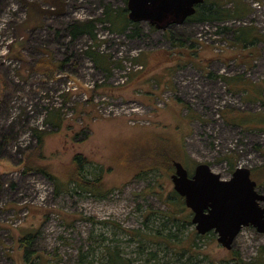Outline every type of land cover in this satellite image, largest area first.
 Returning a JSON list of instances; mask_svg holds the SVG:
<instances>
[{"label": "rangeland", "instance_id": "rangeland-1", "mask_svg": "<svg viewBox=\"0 0 264 264\" xmlns=\"http://www.w3.org/2000/svg\"><path fill=\"white\" fill-rule=\"evenodd\" d=\"M127 1L65 0L55 15L48 0H0V264H264L252 227L231 251L198 235L171 180L176 146L190 176L246 168L264 195V0H219L240 9L220 22H138L133 38L131 20L123 33L105 21L129 17ZM91 20L99 47L70 34ZM42 59L59 66L52 78L32 71ZM76 156L95 194L69 184Z\"/></svg>", "mask_w": 264, "mask_h": 264}, {"label": "water", "instance_id": "water-1", "mask_svg": "<svg viewBox=\"0 0 264 264\" xmlns=\"http://www.w3.org/2000/svg\"><path fill=\"white\" fill-rule=\"evenodd\" d=\"M204 3L205 0H129V18L135 23H161L166 16L173 15L172 24H184ZM173 166L174 191L191 210L198 235L215 232L218 243L230 251L244 228L252 227L264 234V195L258 193L249 169L238 168L225 181L207 164H199L192 176L183 164L174 162Z\"/></svg>", "mask_w": 264, "mask_h": 264}, {"label": "trees", "instance_id": "trees-1", "mask_svg": "<svg viewBox=\"0 0 264 264\" xmlns=\"http://www.w3.org/2000/svg\"><path fill=\"white\" fill-rule=\"evenodd\" d=\"M128 2L129 1H127V4H128ZM48 3L50 4L51 7L54 8L55 15H62L65 12V7H66L65 6V0H48ZM223 5H227V2L225 3V1H224V4H223V2H219V0H211V1L207 0V1H205V3L203 5H201L199 7V9L197 10V13L195 15V21L196 22H206V21L207 22H209V21H214V22L219 21L220 22V21H224L226 19L238 18L237 14H236L240 10L238 8V6H234V10L233 11L232 10H227V12L228 13L230 12V14H225L226 11L222 10V6ZM28 6L30 8L29 12L31 11L32 13H34L33 17H32L31 12L29 14V17L32 19V21H34V22L37 21V20H35L37 18V13L35 12V9L41 11V12L38 13L39 16H42V17L44 16L43 15L44 11L42 12V10L38 7L37 4L33 5L34 7L31 6V4H28ZM127 10L128 9H124L125 12H127ZM108 16H109V18H106L105 21L111 22V24H109V25H113V27L116 26L117 23H118V22H116V20L117 21L119 20L120 24L124 25L123 28H120V29H123V30H119L118 31L119 33H123L124 30H127L128 21H130V18L128 17V15L119 13L118 18H113L114 16H111V14L108 15ZM97 22L98 21L91 20V21L84 22L82 24H78L77 23L75 25L70 26V34H71L72 38L73 39L74 38L77 39L78 37H80L82 35H90V36H93L92 39L95 41V43H96L95 45L97 47H99L101 45V42H99V40L97 38V35H94V33H93L96 30V23ZM120 24H119V26H122ZM131 24H132L134 30L136 31V32H134V35L132 36V38H133V37H136V36H138L140 34V29H139V23L131 22ZM125 26H127V27H125ZM111 31L113 32L115 30L113 29ZM251 31L252 30L248 31V32H250V34L247 36V38H246V33L242 32L244 38H246L245 40L243 39V42H242V43H244V45H248V44L252 45L254 43V39L252 41L249 40V39H252L254 37L253 33H252L253 31L252 32ZM96 32H97V30H96ZM242 38L239 37L237 40L239 42H241L240 39H242ZM249 41H250V43H249ZM189 53H191V50L189 51ZM86 54L91 59H93L94 61H97L98 63H99V61H103V63L106 62V59L104 57H102L98 52H93V50H90V51L86 52ZM58 69H59V66L54 64L52 59H42V60H40L37 63V65L35 67L32 68V71L36 72V73H39V74H42L46 78L49 79V78L53 77L54 73L57 72ZM38 140H39V142H38L39 151H41V147H42V144H43L42 135H38ZM173 150L177 154V158H176V160L172 161V164H174V161H182V162H184V157L181 156L182 153L178 151L180 153V157H179V155L177 153V147L176 146L173 148ZM167 157H168V153H167L166 158ZM173 158H174V156H173ZM168 162L170 163L171 160H169ZM85 163H87V162L85 160H83L81 158V156H76V158L74 159V162H73V165H74L73 176H70L69 184L76 183L77 187L80 188L81 190L89 191V192L95 194L96 189L94 188V186L99 184L100 180H95V181H89V180L86 181V180H84V181H82L83 180L82 170H83V167L86 165ZM24 168H25V171H24L25 173L30 172V171H36V172L45 173L46 175H49L47 173L46 169H42L37 164L30 163L29 161L25 162ZM260 171H262V170H260ZM260 171L257 173V176L259 175V177H262L264 174L260 175ZM253 173H255V172H253ZM51 176L56 180V176L55 175L52 174ZM77 178H78V180H77ZM255 178H257V177H255ZM29 242H31L29 239L28 240H24L25 246L28 245ZM118 255L119 254L116 255V257H118V258H116V257L113 258V260H112L113 264H126L125 260L120 258V255L119 256ZM118 261H120V263Z\"/></svg>", "mask_w": 264, "mask_h": 264}, {"label": "flooded vegetation", "instance_id": "flooded-vegetation-1", "mask_svg": "<svg viewBox=\"0 0 264 264\" xmlns=\"http://www.w3.org/2000/svg\"><path fill=\"white\" fill-rule=\"evenodd\" d=\"M197 9H199V6L197 7ZM173 21H174V17H173V15H170V16H166L165 19L161 23H157L155 21L152 23L150 20L149 21H140V22H146L147 24H149L150 26H152L156 29H158L157 28L158 26H164L165 29H163V30H166L169 27H171L172 25H174V24H172Z\"/></svg>", "mask_w": 264, "mask_h": 264}, {"label": "crops", "instance_id": "crops-1", "mask_svg": "<svg viewBox=\"0 0 264 264\" xmlns=\"http://www.w3.org/2000/svg\"><path fill=\"white\" fill-rule=\"evenodd\" d=\"M190 54H191V53H188V55H187V56H189ZM192 54H193V53H192ZM192 54H191V55H192ZM191 55H190V56H191ZM204 59H205V58H204ZM206 60H207V59H206ZM207 61H208V60H207Z\"/></svg>", "mask_w": 264, "mask_h": 264}, {"label": "bare ground", "instance_id": "bare-ground-1", "mask_svg": "<svg viewBox=\"0 0 264 264\" xmlns=\"http://www.w3.org/2000/svg\"><path fill=\"white\" fill-rule=\"evenodd\" d=\"M130 12V11H129ZM193 219V218H192ZM196 227V226H195ZM231 251V250H230Z\"/></svg>", "mask_w": 264, "mask_h": 264}]
</instances>
